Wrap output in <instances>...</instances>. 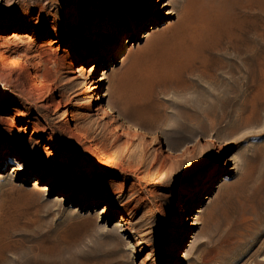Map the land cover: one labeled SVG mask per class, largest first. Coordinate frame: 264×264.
<instances>
[{"label": "rangeland", "instance_id": "374dc122", "mask_svg": "<svg viewBox=\"0 0 264 264\" xmlns=\"http://www.w3.org/2000/svg\"><path fill=\"white\" fill-rule=\"evenodd\" d=\"M123 1L0 0V58L42 83L0 65V264H264V56L237 94L240 61L223 54L227 34L264 32V0ZM92 84L107 116L89 112Z\"/></svg>", "mask_w": 264, "mask_h": 264}, {"label": "bare ground", "instance_id": "6f19581e", "mask_svg": "<svg viewBox=\"0 0 264 264\" xmlns=\"http://www.w3.org/2000/svg\"><path fill=\"white\" fill-rule=\"evenodd\" d=\"M107 1H109V0H107ZM124 4H125V1L119 0V4H118L117 9H121L122 8L121 5H124ZM156 4L157 3L155 1H152L151 5H150V7H151L150 9L151 10L149 11L150 15L147 16L146 18H149V17H151V16H153L155 14V11H154V9H152V7L155 8ZM187 13H188V11L185 8L182 9V10L177 11V19H178V21L179 20L181 21V23H182V25L184 27L183 28L184 31H183L182 39L184 41L188 42V43L191 42L192 44H195V42L201 41L200 39H202V38H201V35H199L197 32H195V25L193 24V22L191 20H189V18H188L189 15L187 16ZM207 15H208V13H207ZM135 26H136L135 24L131 25V28L127 29V31L128 32H132L131 31L132 27L134 28V31H135ZM203 28H205V27H203ZM196 29H198V28H196ZM96 32H97L96 30H93V31H91L89 33L88 36L92 37L94 34H96ZM124 32L125 31L116 32L113 35H111L109 37L108 36L104 37L102 39V41H101V49L96 54V57L99 58V61H101L103 59V57H105L107 55L111 56L114 53L117 54V52L122 49V44H121L122 41H121V39H122V35L124 34ZM179 34H180V32H179ZM15 37H17V34L12 35L11 38H15ZM226 38H227L226 39V45L227 46L224 48L225 50H223V54H226L228 52V48H231L233 50L232 51L233 52L232 53L233 56L240 61V65H241V67L239 69V71L241 73L239 72L237 77H234V79H233V83L234 82L236 83V84H234V85H236L235 91H236L237 94H246V93L252 92L254 89H256L258 87V84H257L258 75H257V71L255 70V67L259 66V62H260L261 59H263L262 56H264V32L260 31L259 28H257V29L254 28V29H250L249 31L243 32L242 36L238 37V34H236V36H233L231 34H227ZM51 44L52 43H46V46L51 47L52 46ZM237 48H239V49H237ZM6 54H7V52H2L1 53L2 57L0 58V65L12 67V68H17L18 70H20L23 73V76H24L25 79H27L28 81L32 82L33 87L41 88L40 86H42L41 85L42 83L41 84H37L35 76L32 77V76H30V74H28L25 71L24 64L18 58L11 57L10 59H6L5 60ZM130 57H132V56H130ZM187 61H188L187 58H179L177 60V64H178V66L180 65V67H181L182 65L186 64ZM76 63H77V58L74 59V61H73V64H76ZM90 71L91 70H89L87 72L88 75H89ZM103 80L104 79L100 78L97 81L95 80L94 83L97 84V83H99V82H101ZM95 89H96V86H93V84H92V86L87 85L85 87L84 92H83L84 93V100L85 101H89V102L92 101V103H91L92 104L91 105L92 108L89 109V112L91 110V112H94L95 115H101L102 114V115H106L107 116V114L111 112V109H109V107L102 108L100 106L101 97L97 93H92L93 91L95 92ZM50 94L51 93H50L49 90L47 92H45V95L47 97L50 96ZM91 98H94V100H91ZM56 104L57 105L55 107V110L59 111V104L58 103H56ZM80 108L87 110L86 106H81ZM120 115H125V114H124L123 111H121L119 116ZM59 119L66 122L68 120V115H66V113H60ZM1 121H2V118H0V122ZM23 124L24 123L22 121H15V119L11 117V118L6 119V122L4 123V126L11 127L13 129V131L15 132V131H17L19 129L16 126L17 125L22 126ZM22 130L24 132H26L27 131V127H24ZM119 139H121V138H119ZM129 142H130L129 140H124L122 142L123 148H124V151H123L124 154L129 152V148H130V143ZM11 148L12 149L15 148V140L12 142ZM11 148H10V151L8 153H4V154L5 155H9L10 152H13V150ZM49 148L50 147L44 146L43 150L47 151ZM92 151L95 154H98L101 157L104 156L106 162L108 164H112V165L114 163H116V161H118L121 158V155L119 154L120 153L119 150H116V149H114L108 155H105L103 153V151L99 150L98 148H92ZM8 162H10V159H9ZM175 163L176 162L173 160V161L170 162L169 165H171V167H172V165L175 164ZM87 165H88L89 168H91L92 166H95V165L96 166H100L101 162L98 159H96L94 161H88ZM122 170L126 171L128 169L126 167H124V168L122 167ZM169 172H171V171H169ZM174 248H175V239L173 241L169 242L166 245V251L169 252V253H173Z\"/></svg>", "mask_w": 264, "mask_h": 264}]
</instances>
